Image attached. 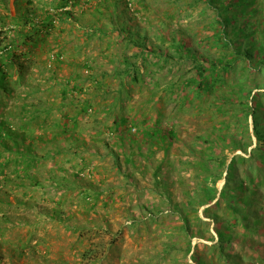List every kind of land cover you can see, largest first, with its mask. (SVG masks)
<instances>
[{
	"label": "rangeland",
	"instance_id": "374dc122",
	"mask_svg": "<svg viewBox=\"0 0 264 264\" xmlns=\"http://www.w3.org/2000/svg\"><path fill=\"white\" fill-rule=\"evenodd\" d=\"M237 3L231 34L242 48L264 44V0ZM218 27L203 0H0L16 54L0 92V131L9 121L15 132L0 141V264H226L217 228L231 223L229 264H264V154L253 152L264 135L244 117L253 97L264 104V70L237 62L191 103L177 86L195 71L173 44L217 61ZM133 39L175 58L140 55ZM125 57L138 62L137 80L118 74ZM218 94L228 97L223 111L212 105ZM159 128L174 136L162 140ZM236 155L247 161H236L231 186L245 185L222 198ZM214 185L219 194L202 204ZM233 211L250 216L238 222Z\"/></svg>",
	"mask_w": 264,
	"mask_h": 264
},
{
	"label": "trees",
	"instance_id": "16d2710c",
	"mask_svg": "<svg viewBox=\"0 0 264 264\" xmlns=\"http://www.w3.org/2000/svg\"><path fill=\"white\" fill-rule=\"evenodd\" d=\"M206 2L207 8H210L213 10L215 14V21L216 23L220 26L218 27V30L215 32L216 33V42L220 47L223 48V54L218 57L217 61H213L205 57L203 59L202 56L197 54V51L192 48V46L189 44V42H175L173 44L174 48V53L178 54L181 59H188L191 61L193 68H194V74L190 76L188 79H186L184 82L177 84L179 87L180 91L184 92L187 90L186 94L184 96H181L183 100H187V102L192 101V98H203L204 95L209 94L211 91L214 90L215 86L214 84L220 80V77H223L224 74H226L229 69H231L237 62H243L250 73H253L257 69H263L264 70V44L263 42H260V45L258 46L257 42H251L248 41L246 46L243 48L240 46L241 39L235 38L234 35L231 34V30H229L228 27H230L231 24H234V20L238 21V16L233 12V18L230 17V12L233 10L235 6H237L239 3L237 2H244L246 3L248 0H221L220 2L218 0H203ZM254 2L255 0H249ZM118 1H114L113 5H117ZM75 5V4H74ZM66 16H70L71 12L66 11L64 13ZM112 16L116 18V14L114 13ZM22 19L31 21L29 17H24L21 16ZM50 16H47L45 18V25L43 26L44 28L48 27V24L50 23L49 20ZM38 29L39 28H35ZM121 31L124 30V28H119ZM244 37L249 36V32L247 29L242 30ZM7 33L3 32L0 30V92L3 90H7V63L11 61L10 66L15 65L16 59H13L14 56H16L15 52H13V46L15 45V40L9 41L8 36L6 35ZM261 34L264 35V33L261 31ZM254 39V38H253ZM132 41V40H131ZM133 42L140 47V55L146 54V53H152L155 56H157L158 59L164 60L168 62L169 60H172L175 58V54H170L169 52H164V54H158L154 50L149 49L146 47L144 42H141L139 40H134ZM251 43V44H250ZM257 48L258 54L254 58L253 51ZM135 57L139 58V55H135ZM210 61V62H209ZM25 67L24 64H22V67ZM138 62L134 61H129L127 57L124 59V68L120 71L118 70V74L122 77H130L132 80H137L140 74ZM24 73V71H22ZM136 73H138L136 75ZM101 84V83H100ZM174 84H171V88L168 89L169 91H172L175 89ZM74 88L78 87V84L73 86ZM64 93L66 91L64 90ZM228 100V97L224 94H218V104H212L214 107H216V111H221L222 108L225 106V101ZM191 103V102H190ZM243 105V104H242ZM247 109L244 113L245 120L248 121L249 117L252 116L253 120V133L254 136H256L257 140L260 141L262 140V136L264 135V124L261 122L264 120V104L260 100L258 96L253 97L252 103L244 104ZM223 111V110H222ZM120 118L115 119V123L119 124L123 120H118ZM158 123V122H157ZM3 125H6L4 129L0 131V141H4V138H8L9 136L15 134V132H12L11 126L9 125V121L6 122L4 121ZM248 128V126H247ZM156 135L159 136L162 140H166L167 138H170V136H174L173 131H164L163 129H156L155 130ZM16 146L18 144H15ZM238 148H241L245 151V153L248 152L249 145L242 143L238 144ZM8 149L12 150L13 148L11 145H8ZM253 152L256 154L261 153V155L264 154V141L260 146L256 147ZM255 154V155H256ZM255 155L253 157L255 158ZM221 160L219 161L220 164L226 168V161L227 158H222L220 157ZM31 161L36 160V155H30L28 158ZM241 160V161H247V158L245 156L241 155H236L233 159L232 162L227 166L228 169V175L226 176L227 183L224 186V188L220 191V196L224 198V196L227 194L228 191L231 189L234 191H237L236 195L239 194V190L244 187V181L242 178H237L236 181L239 182L238 185L231 186V182L235 179L233 176H235V170H236V161ZM225 170V169H224ZM224 172H220L219 176L213 178L214 183L216 184V181L220 178L223 177ZM209 178H206L208 180ZM203 191L207 194L206 200L201 201L202 204L207 203V201L211 202L213 201L217 195L219 194V189L217 188L216 185L209 187L206 186ZM255 201H250L248 202V205L250 207V211L252 206L254 205ZM229 207L231 210H234L235 212H242V210L235 204H229ZM233 211V212H234ZM233 213L237 215H241L240 218H237L238 222H244L248 219L250 216V213L247 214H239V213ZM236 220V218L234 219ZM236 221V222H237ZM260 222V217L257 216L256 219L252 223H245L244 229L245 230H250L253 231L254 228L256 227L257 223ZM234 223L227 224L226 229L229 230V232H222L220 228H217V231L219 233V236L221 238L220 244L218 245L219 248V255L221 257H224L226 259V264H229V262L232 260L231 258L233 257L234 253H236V250H232V252L227 251V246L225 245V241L229 240L231 230L233 229ZM225 237V238H224ZM201 259L200 257L198 260ZM200 261V260H199ZM205 264H212L209 262H206ZM247 264H253L251 261H249Z\"/></svg>",
	"mask_w": 264,
	"mask_h": 264
}]
</instances>
